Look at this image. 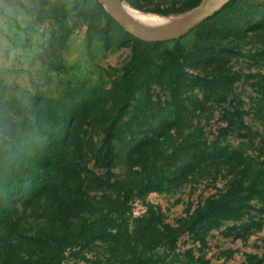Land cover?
Returning <instances> with one entry per match:
<instances>
[{
  "label": "rangeland",
  "instance_id": "rangeland-1",
  "mask_svg": "<svg viewBox=\"0 0 264 264\" xmlns=\"http://www.w3.org/2000/svg\"><path fill=\"white\" fill-rule=\"evenodd\" d=\"M180 41L100 0H0V264H264V0ZM232 182L255 184L243 215L190 223Z\"/></svg>",
  "mask_w": 264,
  "mask_h": 264
},
{
  "label": "water",
  "instance_id": "water-1",
  "mask_svg": "<svg viewBox=\"0 0 264 264\" xmlns=\"http://www.w3.org/2000/svg\"><path fill=\"white\" fill-rule=\"evenodd\" d=\"M111 14L138 38L147 42L179 39L200 22L220 10L229 0H213L201 3L186 15L162 26H148L132 16L123 0H100Z\"/></svg>",
  "mask_w": 264,
  "mask_h": 264
},
{
  "label": "trees",
  "instance_id": "trees-1",
  "mask_svg": "<svg viewBox=\"0 0 264 264\" xmlns=\"http://www.w3.org/2000/svg\"><path fill=\"white\" fill-rule=\"evenodd\" d=\"M152 44H155V42H152ZM178 44V51L182 52V44L180 41V38L177 39ZM48 153V152H47ZM43 157V156H42ZM44 162L43 165L46 164H54L56 160H59V152L57 147L53 149L51 153L45 154L44 153ZM43 161V159H42ZM255 184L252 183L251 186L244 187L242 184H239L237 186L236 182L230 183L228 186V189L226 191H223L218 197H211L204 207H201L194 219L190 221L193 225L201 223V224H208L210 228L218 226V224L222 220H228V219H238L241 215H243V211L245 207L248 206L246 202L251 201L253 199L258 198V193L253 192ZM46 185L39 180V183H37L38 192H41L46 189ZM250 194V195H248ZM7 217V216H5ZM4 218V217H3ZM2 218V219H3ZM5 221V220H4ZM178 230H182V228H178ZM234 227H227L226 233L228 235H231L234 233ZM241 232H238V235ZM143 252H140L139 255L142 256ZM150 264L151 260L150 258H147L146 260H140L139 264Z\"/></svg>",
  "mask_w": 264,
  "mask_h": 264
},
{
  "label": "bare ground",
  "instance_id": "bare-ground-1",
  "mask_svg": "<svg viewBox=\"0 0 264 264\" xmlns=\"http://www.w3.org/2000/svg\"><path fill=\"white\" fill-rule=\"evenodd\" d=\"M213 0H205V3H210ZM124 6L128 10V12L134 16L136 19H138L140 22L144 23L148 26H162L165 24H168L176 19H179L180 17L186 15H163L153 12H142L140 10H137L133 7H131L126 1L123 0Z\"/></svg>",
  "mask_w": 264,
  "mask_h": 264
},
{
  "label": "clouds",
  "instance_id": "clouds-1",
  "mask_svg": "<svg viewBox=\"0 0 264 264\" xmlns=\"http://www.w3.org/2000/svg\"><path fill=\"white\" fill-rule=\"evenodd\" d=\"M15 55L14 51L9 52V58L13 57ZM0 58H2V53H0Z\"/></svg>",
  "mask_w": 264,
  "mask_h": 264
}]
</instances>
